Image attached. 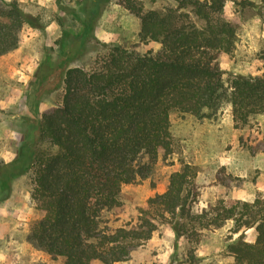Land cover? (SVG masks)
Listing matches in <instances>:
<instances>
[{
  "label": "trees",
  "instance_id": "obj_1",
  "mask_svg": "<svg viewBox=\"0 0 264 264\" xmlns=\"http://www.w3.org/2000/svg\"><path fill=\"white\" fill-rule=\"evenodd\" d=\"M106 1L87 0L82 32L70 37L52 64L40 65L36 92L62 87V99L31 120L32 138L21 142L11 160L0 158V202L11 195L15 178L32 171L30 197L42 216L30 223L26 241L62 257L63 264L126 261L161 225L175 242L185 238L192 245L204 230L227 221L233 232L255 231L253 241L240 233L226 244L232 264H264V199L220 197L203 204L197 172L188 163L169 174L163 192L137 208L134 223L115 227L103 216L120 204L122 185L147 178L158 155L172 152L171 112L212 118L229 105L235 128L264 113V72L224 78L218 64L236 42L234 25L222 16L227 0H186L200 24L182 21L188 15L171 8L143 10L137 0H118L140 19L139 41L158 42L160 51L102 42L107 50L92 68L70 65L84 52ZM24 24L40 27L17 0H0V56L17 47ZM41 142L55 150L39 148ZM194 260L189 248L181 263Z\"/></svg>",
  "mask_w": 264,
  "mask_h": 264
},
{
  "label": "rangeland",
  "instance_id": "obj_2",
  "mask_svg": "<svg viewBox=\"0 0 264 264\" xmlns=\"http://www.w3.org/2000/svg\"><path fill=\"white\" fill-rule=\"evenodd\" d=\"M182 1L184 4H179ZM248 1L252 2L249 3ZM20 7L38 17L40 27L24 24L19 31L15 49L0 56V158L11 160L21 142L32 138L31 120L59 104L63 88L39 95L36 92L37 74L41 64H52L63 53L70 37L79 35L83 27L87 0H17ZM143 10L165 12L171 8L182 21L200 24L186 0H137ZM72 10V12H71ZM222 16L235 27L236 42L229 54H221L218 64L229 74L260 75L264 72V0H227ZM140 19L122 7L118 0H108L92 21V36L83 53L70 65L86 69L103 56L106 45L118 43L136 51H160V43H141L138 38ZM105 44H103V43ZM16 114L15 119H10ZM11 120V121H8ZM172 152L158 155L151 174L145 179L121 187L120 204L103 216L112 226L134 223L137 208L148 197L163 192L169 174L188 163L197 172L200 201H214L220 197L252 201L264 199V113L248 125L233 126L231 109L224 105L212 118H197L188 113L173 111L169 115ZM39 148L49 152L55 147L48 142ZM32 171L12 182L9 198L0 202V264H63L62 257H52L26 241L32 221L42 216L30 197ZM242 234L253 241L255 231L233 232L232 222L219 228L204 230L198 243L190 245L185 238L175 242L173 232L159 226L152 237L137 247L128 260L112 264H182L181 260L192 248L196 260L191 264H232L233 257L226 244ZM93 264H103L98 260Z\"/></svg>",
  "mask_w": 264,
  "mask_h": 264
},
{
  "label": "crops",
  "instance_id": "obj_3",
  "mask_svg": "<svg viewBox=\"0 0 264 264\" xmlns=\"http://www.w3.org/2000/svg\"><path fill=\"white\" fill-rule=\"evenodd\" d=\"M9 116H10V119H15L14 117H16V114H11ZM8 121H11V120H8Z\"/></svg>",
  "mask_w": 264,
  "mask_h": 264
}]
</instances>
